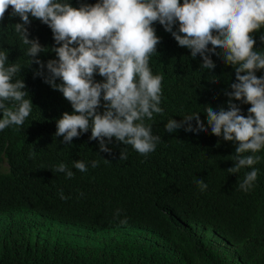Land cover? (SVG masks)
<instances>
[{
    "label": "trees",
    "instance_id": "1",
    "mask_svg": "<svg viewBox=\"0 0 264 264\" xmlns=\"http://www.w3.org/2000/svg\"><path fill=\"white\" fill-rule=\"evenodd\" d=\"M69 2L79 7L96 0ZM11 11L9 7L0 21V50H8V63L23 67L16 78L24 79L33 110L23 126L0 131V162L5 159L8 164L6 172L0 170V264H197L194 251L207 264H264V150L257 153L261 159L253 166L258 170L257 180L244 192L239 183L251 169L239 174L227 171L234 165L236 142L224 141L210 128L199 134L165 130L169 119L180 121L194 111L208 127L205 107L227 110L225 92L232 90L236 76L223 56L212 55L215 68L202 69V57L193 58L189 49L180 47L156 22L153 27L160 43L150 67L153 74L163 76V113H154L144 123L161 139L154 152L142 156L113 138L109 154L100 151L98 141L89 139L90 129L70 145L55 135L56 120L65 111L71 113L72 106L43 77L34 76L39 65L27 66V46L14 31V25L22 21ZM30 20L29 37L48 49L39 54L47 75V61L56 58L51 51L56 46L53 33L41 21L31 16ZM252 35L255 50L264 51V28ZM255 74L264 76V69ZM94 79L102 81L103 77L97 74ZM233 102L241 114L248 115L250 104ZM122 150L127 153L125 160L119 159ZM75 160L84 161L88 171L75 169ZM93 160L98 162L95 168ZM59 163H65L74 176L68 179L52 171ZM198 180L207 185L205 190H200ZM61 191L67 199H61ZM20 210L92 229L137 228L145 238L123 240L111 235L100 248L91 250L71 242L34 244L23 233L31 218L14 214ZM124 218L127 224H121ZM206 230L234 246L235 255H225L212 246L203 248L197 236ZM149 236L155 244L148 242Z\"/></svg>",
    "mask_w": 264,
    "mask_h": 264
},
{
    "label": "clouds",
    "instance_id": "2",
    "mask_svg": "<svg viewBox=\"0 0 264 264\" xmlns=\"http://www.w3.org/2000/svg\"><path fill=\"white\" fill-rule=\"evenodd\" d=\"M9 7L11 15L22 21L14 25V31L27 46V66L39 65L34 76L43 77L72 106L71 113L65 111L56 120L55 135L63 137L64 144L70 145L90 129L89 139L99 142L101 152L111 154L108 144L113 138L142 156L156 150L161 138L144 123L152 120L154 113H163V76L153 74L150 67L160 43L153 27L156 22L180 47L189 49L193 58L202 57V69H214L211 56L222 55L236 76L232 90L225 92L227 110L205 107L208 127L194 111L180 121L169 119L165 130L199 134L210 128L224 141L236 142L234 165L227 171L239 174L250 168L239 188L244 192L253 188L258 177L253 166L261 159L257 153L264 150V76L255 74L264 69V51L255 50L252 33L264 28V0H96L79 7L69 0H0V21ZM30 16L53 33L56 46L51 51L56 58L47 61V75L39 54L48 49L29 37ZM8 61V50H0V131L23 126L33 110L24 79L16 78L23 67ZM97 74L102 81L94 79ZM233 99L251 105L248 115L241 114ZM119 159H127L126 151H121ZM91 166L97 167L98 162L93 160ZM73 167L88 171L81 160H75ZM52 171L64 173L68 179L74 176L65 163ZM196 183L201 191L207 188L203 180ZM60 196L68 198L62 191ZM115 215H120L119 209ZM120 222L127 224V218Z\"/></svg>",
    "mask_w": 264,
    "mask_h": 264
},
{
    "label": "rangeland",
    "instance_id": "3",
    "mask_svg": "<svg viewBox=\"0 0 264 264\" xmlns=\"http://www.w3.org/2000/svg\"><path fill=\"white\" fill-rule=\"evenodd\" d=\"M0 170L3 172L8 170V164L5 159H2L0 162ZM14 214L25 215L31 218V223L29 226L25 228L23 227V233L26 240L34 244L44 243L53 246L57 243L71 242L91 250L100 248L103 244V240L111 235L118 236L123 240H127L132 237L139 239L145 238L142 234V231L137 228L118 227L92 229L80 225L64 223L58 220H52L29 210L16 211ZM197 237L199 239L200 245L203 248L212 246L219 249L225 255H235V247L215 235L214 232L210 230H206L203 234H199ZM146 239H148V242L152 244L156 243V241L151 236L147 237ZM165 249L171 251L173 254H177V251L170 247H166ZM194 253L197 264H207L205 258L198 255L195 251Z\"/></svg>",
    "mask_w": 264,
    "mask_h": 264
}]
</instances>
